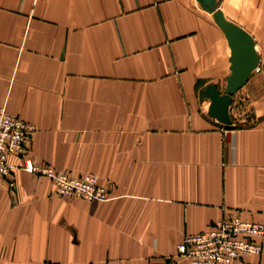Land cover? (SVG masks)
I'll use <instances>...</instances> for the list:
<instances>
[{
    "label": "crops",
    "instance_id": "1",
    "mask_svg": "<svg viewBox=\"0 0 264 264\" xmlns=\"http://www.w3.org/2000/svg\"><path fill=\"white\" fill-rule=\"evenodd\" d=\"M239 26L260 71L227 130L201 94L223 93L231 50L197 0H0V106L35 126L34 164L95 175L112 197L59 196L11 156L0 264H188L186 236L236 215L264 222V55ZM261 241L233 264H264Z\"/></svg>",
    "mask_w": 264,
    "mask_h": 264
},
{
    "label": "built area",
    "instance_id": "2",
    "mask_svg": "<svg viewBox=\"0 0 264 264\" xmlns=\"http://www.w3.org/2000/svg\"><path fill=\"white\" fill-rule=\"evenodd\" d=\"M256 71H260V65ZM35 131L33 124L10 115L5 106H0V187L10 176V157L19 156L24 160L23 169L48 177L59 196L88 202H106L112 198L109 188L95 175L73 176L52 166L34 164L29 141ZM10 187L13 189L14 185ZM263 237L264 222H252L236 215L215 222L201 233L186 236L177 246V255L188 264H233L245 256L262 255Z\"/></svg>",
    "mask_w": 264,
    "mask_h": 264
},
{
    "label": "water",
    "instance_id": "3",
    "mask_svg": "<svg viewBox=\"0 0 264 264\" xmlns=\"http://www.w3.org/2000/svg\"><path fill=\"white\" fill-rule=\"evenodd\" d=\"M223 0H197L201 7L213 16L217 26L223 31L231 50L230 75L226 77V87L222 93L216 85H211L201 94V99H209L208 115L225 129H234L231 106L237 93L247 85L252 74L260 65L253 36L235 22L226 18L220 9Z\"/></svg>",
    "mask_w": 264,
    "mask_h": 264
},
{
    "label": "rangeland",
    "instance_id": "4",
    "mask_svg": "<svg viewBox=\"0 0 264 264\" xmlns=\"http://www.w3.org/2000/svg\"><path fill=\"white\" fill-rule=\"evenodd\" d=\"M227 6L228 11L237 16V19H232L233 22L247 28L255 36L258 34L260 49L264 55V0H231Z\"/></svg>",
    "mask_w": 264,
    "mask_h": 264
}]
</instances>
